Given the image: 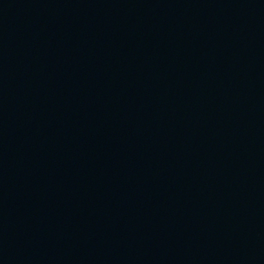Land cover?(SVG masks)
Returning a JSON list of instances; mask_svg holds the SVG:
<instances>
[{
    "label": "water",
    "instance_id": "obj_1",
    "mask_svg": "<svg viewBox=\"0 0 264 264\" xmlns=\"http://www.w3.org/2000/svg\"><path fill=\"white\" fill-rule=\"evenodd\" d=\"M166 264H264V0H140Z\"/></svg>",
    "mask_w": 264,
    "mask_h": 264
}]
</instances>
